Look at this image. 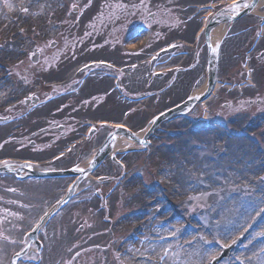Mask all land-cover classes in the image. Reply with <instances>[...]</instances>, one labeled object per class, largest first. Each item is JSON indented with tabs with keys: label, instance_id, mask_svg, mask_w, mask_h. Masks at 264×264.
Returning a JSON list of instances; mask_svg holds the SVG:
<instances>
[{
	"label": "rangeland",
	"instance_id": "rangeland-1",
	"mask_svg": "<svg viewBox=\"0 0 264 264\" xmlns=\"http://www.w3.org/2000/svg\"><path fill=\"white\" fill-rule=\"evenodd\" d=\"M95 1L78 0L76 3L75 0H27L25 4L32 3L33 9L27 17L31 19L32 23L39 24L42 28L47 17L54 16L55 19L62 13L72 15L74 5L77 7V12L74 14L78 21L90 19V13H94ZM136 1L141 4L138 14L142 12L145 16L156 15L157 19V11L178 9L177 14L183 15L191 12L195 5L222 0H171L174 2L169 3L168 0ZM166 2L167 4L164 5ZM17 4L18 0H0V9L6 6L7 10L13 11ZM188 6L192 7L189 8ZM260 11L264 12V6L260 8ZM1 16V18L7 17ZM73 18L70 17V19L65 20L64 24L68 23L69 30L75 32L77 28L73 27L74 21L70 22ZM257 20V16L250 15L236 22L229 29L231 31L237 28L239 31L247 26L253 27ZM51 24L49 23V30L46 32L50 36L48 39L39 40L41 38L40 33L35 34L36 37L33 36L34 43H37L36 47L42 48L41 52L44 51V53L47 52V48L42 43L43 41L56 42L59 39L58 36H54L55 28H52ZM63 26L62 24V29H64ZM181 26L178 25V27ZM199 26L192 21V23H188L185 32L181 33L178 30L177 36L170 38L184 36L181 38L187 41L192 40L191 36L196 33ZM65 30L69 31L66 28ZM73 32L69 37L72 38ZM155 39V45L163 46L166 45L163 43H167L162 32ZM25 41L21 39L18 45L0 43V79L9 78L6 70L7 64L9 62L14 63L22 57L23 45L20 42L27 43ZM227 41L222 46L224 59L221 60L220 75L224 77H226L224 69L232 63L236 65L238 58H234V56L243 50L239 43H234V40L228 45L226 44ZM73 43L79 45L74 40ZM28 44L32 45V43ZM25 50L32 52L33 46H29ZM54 51L56 52L57 49ZM111 56L116 59L113 54ZM55 59L56 57L46 63L48 61L40 57L37 64H32L29 60L23 67L17 68L10 78L29 77L32 79V83L37 80L40 81V78L44 77L45 68L52 67L55 64ZM201 59L204 60L203 55ZM67 65L68 63L65 66ZM204 67L205 63H203ZM195 75L197 76L195 72L194 74H187L181 78L179 84L176 85L175 83L174 87L168 91V98L164 99L162 96V101L151 102L141 112L132 114L130 117L120 115L124 111V106L120 105L112 94L108 96L109 101H102L100 94H106L110 85L94 79L90 82L87 95V97L94 96V105L90 112L86 109V114L116 123H119L120 120L125 121L132 130L136 131L155 112L158 113L177 103V99L173 98L180 99L184 95ZM2 84L0 85V99L4 100L6 95L1 92V88L5 90L10 86L1 87ZM181 88L185 89L181 90ZM218 90L217 95L224 94L222 90ZM15 94H17L16 91ZM222 101L213 98L212 102L203 105L205 108L196 106L183 118H174L159 127L153 133L154 135L150 139L151 146L143 156L132 152L128 157L119 158L122 163L127 164L125 166L128 171L127 177L132 175V179L128 183H125L124 177L119 180L120 187L110 198L113 200L111 215H109L111 220L106 224L103 223L100 215L93 212V208L90 206L81 208L76 212L65 209L61 213L63 218L55 219L58 225H50L48 228L49 238L46 236L47 242L44 243L45 253L41 264H158L159 260L162 264V260L165 263L172 256L175 261L177 254L183 257V260L175 261L177 264H212V260L218 257L222 248L237 239H240V243L232 251L231 258L229 257L219 264H264V213L260 214L263 218L260 217L254 224L248 223L254 214L259 213L260 207L264 206V183L253 185V182L257 181L261 168L252 173L240 167L232 170V165L241 164L234 162L231 153L224 147V142H231V139L220 142V137L223 135L221 131L218 132V136H215L216 129L212 130L213 127L211 130L205 128L200 130L203 123L197 120L202 116L201 121L205 122L204 127L208 125L212 119L210 114L217 113L216 108L222 104ZM222 110L223 112L227 111ZM205 115L206 119H203ZM236 120H239L238 123H240L243 117L239 116ZM238 123L229 129L240 132L241 130L236 126ZM249 134L251 138L254 137L258 141H251L250 144L254 145L252 150L255 162L261 164V160L264 161V139H260L253 131H250ZM8 135V129L0 128V147L4 145L2 142ZM210 139L213 140L209 142ZM257 146L261 150L257 149ZM94 147H89L87 152H90ZM234 149L231 148V150ZM221 153L224 154V157L219 156ZM233 154H236V151ZM219 160L222 162L218 163ZM104 166L109 169L112 167V163L106 161L102 167ZM112 168H114V174L117 173L119 176L120 171L114 164ZM100 169L94 177L99 176ZM0 182L4 184L7 181L0 180ZM59 187L63 188L61 185ZM234 187L236 189L235 194H228V190L233 191ZM84 188L91 190L90 181L84 184ZM60 191L52 189L45 193L42 192L41 196H46L42 199L44 201L49 198L55 199ZM85 195L88 194H84L82 197ZM258 198L260 199L258 200ZM123 200L122 208L120 205H116L120 201L122 203ZM42 202L43 200H40L39 205ZM117 207L120 209H116ZM34 210L35 208H32V212ZM137 216L139 217L136 218ZM0 219V264H10V255L12 250H15L12 245L16 244L18 235L23 229H19L22 225L13 222L12 214L4 213ZM167 227L174 229L176 233L170 229L166 233L167 243L170 245L167 250L162 251V255L161 248L160 250L157 248L156 251H154L155 249H149L145 252L139 251L138 248L141 246L149 245L150 237H154L155 243L160 244L159 229ZM6 231L10 234L2 235V232ZM54 232H58L57 236ZM77 243L89 247L86 251H79L80 247L76 246ZM133 247L136 249L135 253L126 256ZM9 251L11 253L7 255ZM147 258L152 260L149 261ZM21 261L18 264H25ZM27 261L29 262L26 264H32L33 259H27Z\"/></svg>",
	"mask_w": 264,
	"mask_h": 264
},
{
	"label": "flooded vegetation",
	"instance_id": "flooded-vegetation-1",
	"mask_svg": "<svg viewBox=\"0 0 264 264\" xmlns=\"http://www.w3.org/2000/svg\"><path fill=\"white\" fill-rule=\"evenodd\" d=\"M129 19H124L121 24H112L111 30L108 33V43L109 45L112 44L113 41L117 42V39L115 38L116 35L126 33V31L129 28L130 22H128ZM114 23V18L112 15V22ZM129 57L126 58L124 62H112V65H116L117 67H125L129 63ZM70 66H62L58 72L56 73H50L45 78L47 81V95L49 97H52L53 100L60 99L62 102L58 106L51 105V108L48 109V116L49 118L53 119L52 121V127L58 126L61 127V132H59L57 135L53 133L50 136H39L37 139V142L39 145L41 144H47L52 145L53 150L52 153H45L41 151V147H38L39 150L36 153H33L32 151H29L28 148L23 147V141H30L32 139H35L34 135V129L35 124L39 121V118L32 117L30 120H23L14 123L11 126L12 135L14 137V140L16 141L15 146L13 148L14 156L15 157H23V158H29L33 159L38 162H44L45 160H50L51 157L57 154L58 151L65 149L66 144H71L73 140H77L80 138L81 134L84 132V129L81 127L80 121H86L89 118L93 119L96 118L94 115H87L86 109L84 107L83 101L76 103L74 108H71L72 104V96L74 95L70 90L76 86V83L67 84V80L69 79L68 73L70 70ZM110 77H103V81H107ZM119 80L123 84H137L140 80V73L135 72L134 74H129L128 72H125L123 74H119ZM50 84H58L59 87L55 90H52V88H49ZM88 81L84 83V85L80 88L81 90H89L90 87L88 86ZM59 93V97H55V95ZM88 93H82L80 92L81 97H87ZM65 103L68 104V108L66 109ZM56 108V109H55ZM55 109V110H53ZM90 112V110L88 109ZM51 113V114H50ZM104 134H93L92 140L85 145L82 148H77L75 151L70 153V155L60 160L56 166H71L77 164L81 158L86 156L88 154L87 150L91 146L97 147L100 142L103 140ZM59 185V184H58ZM46 186L45 189H47ZM49 189V188H48Z\"/></svg>",
	"mask_w": 264,
	"mask_h": 264
},
{
	"label": "bare ground",
	"instance_id": "bare-ground-1",
	"mask_svg": "<svg viewBox=\"0 0 264 264\" xmlns=\"http://www.w3.org/2000/svg\"><path fill=\"white\" fill-rule=\"evenodd\" d=\"M250 0H248L249 2ZM263 3H264V0H259L256 7L252 10V14H256L258 15L259 13V10L260 8L263 6ZM212 24V23H211ZM210 24V25H211ZM209 25V26H210ZM211 28L212 30L209 32V35L208 37L210 38V41H211V45H213L214 47L217 46V44L220 43L222 37L224 36L225 32H226V27L224 26V24H215V25H211ZM204 39V38H203ZM217 86V84H216ZM216 86L214 87L213 91L214 93L217 91L216 89ZM205 88L206 86L203 85L202 88L198 89L197 90V95H202V93L205 92ZM212 91V93H213ZM210 97V96H209ZM208 97V98H209ZM207 98V102H208V99ZM247 122L246 119H243L240 123H238L236 126H241V125H244L245 123ZM241 128V127H239ZM214 133L215 136H218V132L215 131ZM141 137V134L139 135V138ZM213 139H210L209 141H212ZM233 142H227L225 143V147H226V150L228 152L231 153V157L232 159L234 160V162L236 163H240L241 165H232V170L233 169H237L238 167L240 168H244L246 169V171L248 172H253V171H256L258 169V164L255 163V160H254V154H253V148H254V145L253 144H250V142L248 140H238L237 138H235V140H232ZM113 150H116V151H120V150H123V149H132V148H135L132 144L130 143L129 141H126V139L122 136V134L120 133L118 136H116L114 138V142H113ZM235 148L234 150H231V148ZM236 151V154H233L234 152ZM213 168L214 166L211 165ZM220 167V166H219ZM139 216H137L136 218H138ZM171 230L172 232L176 233V231L172 228H163V229H159V238H160V244H157L155 243L154 241V237H150V240L151 242H148L149 245L147 246H141L139 249L140 252H145L149 249H155L154 251L157 250V248H161V255H162V251H165L168 249V246L170 245L168 242V237L166 235V233L168 232V230ZM136 249L135 247H133V249H130L128 255H130V253H135ZM159 252V251H158ZM173 257V256H172ZM171 257V259L169 258L165 263L163 262L162 260V264H177L175 261H181L183 260V257H180L179 254L175 255V261L173 260V258ZM148 259V258H147ZM158 264H161L160 260L158 261Z\"/></svg>",
	"mask_w": 264,
	"mask_h": 264
},
{
	"label": "snow or ice",
	"instance_id": "snow-or-ice-1",
	"mask_svg": "<svg viewBox=\"0 0 264 264\" xmlns=\"http://www.w3.org/2000/svg\"><path fill=\"white\" fill-rule=\"evenodd\" d=\"M9 7H11L10 5H8ZM116 7H119V8H123L124 7V5H117ZM241 7V4L240 3H238V2H234L230 7H227V8H225V9H222V11H224V12H229V13H238V10H239V8ZM243 7L244 8H248L249 7V5L247 4V3H244L243 4ZM20 11L21 12H23V13H25V14H27L28 13V11H29V9L27 8V7H22L21 9H20ZM173 47H175V45H173ZM29 99H31V97H29ZM155 121H153V123H154ZM5 166H7V162H5ZM77 172H83L84 170L83 169H80V168H77V169H75Z\"/></svg>",
	"mask_w": 264,
	"mask_h": 264
},
{
	"label": "water",
	"instance_id": "water-1",
	"mask_svg": "<svg viewBox=\"0 0 264 264\" xmlns=\"http://www.w3.org/2000/svg\"><path fill=\"white\" fill-rule=\"evenodd\" d=\"M256 1V0H255ZM213 70V69H212Z\"/></svg>",
	"mask_w": 264,
	"mask_h": 264
}]
</instances>
